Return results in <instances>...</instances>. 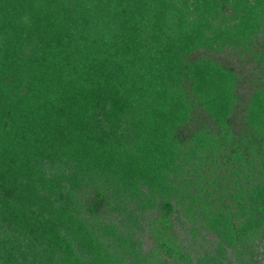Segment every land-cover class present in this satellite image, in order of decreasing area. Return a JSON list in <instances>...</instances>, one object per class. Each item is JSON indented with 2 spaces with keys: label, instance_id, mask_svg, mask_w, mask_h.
<instances>
[{
  "label": "trees",
  "instance_id": "16d2710c",
  "mask_svg": "<svg viewBox=\"0 0 264 264\" xmlns=\"http://www.w3.org/2000/svg\"><path fill=\"white\" fill-rule=\"evenodd\" d=\"M0 264H264V0H0Z\"/></svg>",
  "mask_w": 264,
  "mask_h": 264
}]
</instances>
